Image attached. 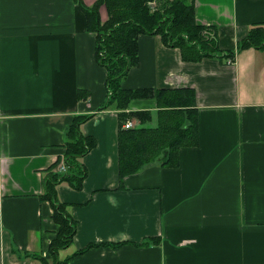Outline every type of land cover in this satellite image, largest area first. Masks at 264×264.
<instances>
[{"label":"crops","instance_id":"0c3cea01","mask_svg":"<svg viewBox=\"0 0 264 264\" xmlns=\"http://www.w3.org/2000/svg\"><path fill=\"white\" fill-rule=\"evenodd\" d=\"M100 12L105 22L106 7ZM196 15L218 29L229 53L264 22V0H196ZM95 45L73 0H0V264H37L18 256L48 254L57 226L52 205L40 199L42 177L65 164L66 130L74 116L88 114L94 117L81 130L97 146L80 160L84 187L58 186L77 230L62 260L264 264V48L245 50L231 64L191 63L160 36H141L139 64L122 87L194 89L200 139L181 152L178 168L155 164L121 187L120 112L100 110L108 72ZM146 110H157L154 98L134 100L128 111ZM89 245L96 246L74 256Z\"/></svg>","mask_w":264,"mask_h":264},{"label":"trees","instance_id":"16d2710c","mask_svg":"<svg viewBox=\"0 0 264 264\" xmlns=\"http://www.w3.org/2000/svg\"><path fill=\"white\" fill-rule=\"evenodd\" d=\"M73 1L83 12L87 31L96 35L95 57L108 72V100L100 110L120 112L118 154L121 187L125 178L156 162L161 161L162 167L178 168L181 152L199 146L196 92L192 88L154 91L122 87L121 81L139 64V38L160 36L165 46L180 50L185 62L219 59L228 64L234 63L236 55L245 50L264 48V22L250 27L236 51L225 53L220 48L218 29L197 22L196 0H157L159 6L155 10L150 6L153 0H98L93 6H86L81 0ZM103 6L108 14L105 22L100 12ZM79 96L83 98L82 93ZM144 98H154L157 110L128 111L131 102ZM93 117L94 114L74 116L66 130V170L56 171L59 160L42 177L43 194L40 199L52 205V219L57 226L48 254L21 252L19 259H31L37 264H68L71 260L72 257L62 260L60 251L73 244L76 222L68 212V204L60 201L58 186L68 183L75 190L83 189L88 171L80 160L97 146V141L94 137L85 136L81 129ZM132 119H138L140 125L125 129V123ZM152 239L158 243L157 238ZM148 244L151 241L139 246ZM93 246L96 245H89L74 256ZM13 252L18 253L16 247H13Z\"/></svg>","mask_w":264,"mask_h":264},{"label":"built area","instance_id":"2783aa9c","mask_svg":"<svg viewBox=\"0 0 264 264\" xmlns=\"http://www.w3.org/2000/svg\"><path fill=\"white\" fill-rule=\"evenodd\" d=\"M150 6L153 7V10H155L156 7H157V4H156V2L154 1V2H151V3H150ZM229 63H230V62H229ZM230 64H231V63H230ZM135 126H136V125H135L134 121L129 120V121H127V122L125 123L124 128H125V129H132V128H134ZM60 170H62V171L65 170V165H64V163H63L62 166L60 167Z\"/></svg>","mask_w":264,"mask_h":264},{"label":"rangeland","instance_id":"374dc122","mask_svg":"<svg viewBox=\"0 0 264 264\" xmlns=\"http://www.w3.org/2000/svg\"><path fill=\"white\" fill-rule=\"evenodd\" d=\"M154 1L156 2L157 0H153V2H154ZM156 4H157V2H156ZM158 6H159V3L157 4V7H158ZM157 7H156V8H157ZM125 81H126V79L124 78V79L121 81V83H124ZM68 128H69V127H68ZM68 128H67V129H68ZM160 162H161V161L156 162V164H160ZM64 165H65V170H66V164H64ZM154 165H155V164H154ZM151 166H152V165H151ZM160 166H161V164H160ZM149 167H150V166H149ZM145 169H146V168H145ZM145 169H144V170H145ZM65 170H64V171H65ZM144 170H143V171H144ZM58 171H62V170L59 169ZM141 172H142V171H141ZM141 172H140V173H141ZM18 253H19V252H18ZM68 253H69V252H68ZM62 257L64 258V257H65V254H62Z\"/></svg>","mask_w":264,"mask_h":264}]
</instances>
